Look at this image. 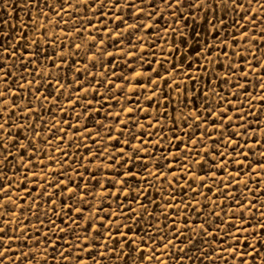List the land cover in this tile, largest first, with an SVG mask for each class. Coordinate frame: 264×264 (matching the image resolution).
Masks as SVG:
<instances>
[{"label": "snow or ice", "instance_id": "snow-or-ice-1", "mask_svg": "<svg viewBox=\"0 0 264 264\" xmlns=\"http://www.w3.org/2000/svg\"><path fill=\"white\" fill-rule=\"evenodd\" d=\"M7 2L9 0H4V3ZM92 3L93 0H25V6L29 9V23L33 19L48 17L49 12L59 18L56 21L57 25L61 22L65 24L73 23V27L61 29L65 37L71 31L77 34V38L83 39V34L87 32L89 38L95 41L97 37L89 31V27L97 28L98 26L93 19H89V15L95 17V20H99L101 24L105 25V35L109 41H114L116 47H119L124 41L128 42V56L133 55V36L139 37V41L135 45L138 49L144 39L139 35L141 31L146 30L148 35L152 33L153 24L149 23L146 27L142 21H155L158 25L159 20L164 18L162 8L171 18V23L166 24L164 27L166 31L171 29L173 49L170 51L175 54H179L176 41L179 40L180 44H186L187 36L182 30H178L177 22L183 21L185 25L195 22L197 13L203 16L205 23L211 24L212 28L215 29L218 24H223L221 12L226 15L225 9L232 13L234 11L236 30L241 33L242 37L246 38L245 44L249 42V38H247L248 28L242 31L239 26L240 21L244 20L245 17H249V26L256 25L257 28L260 27L257 24L260 16L257 15L258 12L254 13L252 8L249 15H241V13L249 12L245 5H252L253 0H246V2L243 0V3H239L238 0H95V6L88 7ZM256 4L260 5V9H264V3H260V0H256ZM33 5H35V10L38 13L37 18L31 16ZM16 6L19 7V5ZM81 9H83V12H81ZM197 9L199 11H196ZM133 10H135L136 19L128 25V34L124 35V31L120 27L121 24L127 23L124 13L127 11L128 15H132ZM64 13L71 17V21L65 20ZM158 13L160 14L159 19H157ZM185 13L188 15L186 16ZM213 16L215 17V23L211 19ZM253 16H256V19H253ZM111 17H115L113 20L116 26L115 37L110 34L112 30L106 26V21ZM237 17L239 18L236 19ZM75 20H81V23L75 24ZM84 21L87 24L82 28ZM117 21L119 23H116ZM3 23L8 24V21ZM9 28L14 30L15 26L9 24ZM178 31L179 35H177ZM32 32L34 38L31 40H29L28 31L21 28L19 39L10 40L7 46L0 42V65H3V67H0V83L5 85L0 87V210H2L0 211V264H5L7 260H10L12 264H15L16 261L28 264L29 261H33L29 258L31 256H35L37 264H42V262L48 264L49 249L52 250L51 257L53 260L57 256L60 257L62 262L74 258L76 264H100L103 259L123 261V264H129V261L134 259H138L139 264H145L146 260L152 262V264H165L162 259L165 255L174 260L176 264H181L185 260V256L178 254L196 247L197 240L200 246L193 252L194 255L188 256L187 260H191L195 256L197 259L205 261L206 264H216L218 259L223 261V264H229V260H238L239 264H257V261L264 264V251L257 246L258 244L264 246V203H261L257 196V192L261 191L259 188L260 181L255 179L259 175L258 170L264 169V140H261L259 136H252L243 140L237 136L238 133L241 136H248L249 131L253 133L259 131L258 128L250 127L251 121L248 120V117L253 115L252 109L255 108L257 103L260 104L261 109H264V95H261L259 101H257L256 93L254 94L249 89L247 83L242 84L240 79H237V82L232 86L236 90L229 93L227 98L218 93L216 88L212 86L211 77L208 78L206 85L197 88L196 78L190 73L179 72L175 64L166 70L169 73H175L171 80L162 75V71H165L163 63L159 65L158 69L153 68L148 72H136L134 77L135 87L140 91L132 92L135 104L127 106L129 98L125 97V106H121L120 111L116 113L115 122L117 125L122 124V127L115 129L119 131V136L111 144V151H109V144L105 143L90 158L80 156L79 161H70L73 166L79 163V168H67L65 164L69 163V157L72 154L63 149L68 136L67 130L62 125L67 124L68 130L72 129L73 125L68 122L64 115L61 116L59 125L52 123L49 126L48 121L41 119L44 101L49 100L51 97L57 103H60L63 98V90L66 87L63 83L65 77L54 73L52 69L59 68L63 71L67 61L62 53H58L59 63L56 62L54 56L46 57L51 62V68L47 76L40 74L36 68L29 72V65L33 61H39L41 57L43 48L40 39H46L48 35L47 28H41L39 23L35 24ZM36 32L40 33L39 38H35ZM254 33L256 32L253 31L250 39L255 41L253 46L257 47L259 51L257 34ZM261 33H264V31ZM218 36L219 31H217ZM193 38H195L194 34ZM5 39L3 32H0V41ZM232 39L238 46L239 41H236L235 36ZM259 39L264 40V35H259ZM226 40L227 38L220 41L223 46L220 48V52L217 53V60L220 54L229 57ZM111 46L105 45L103 38H101L100 46L92 44L89 46V51L93 53L95 59L103 60V55H97L94 49L98 48L99 53L112 56L113 54L107 51V48ZM72 47L80 49L81 45L73 44ZM206 47L209 46L206 45ZM30 48L32 51H29ZM19 50H23L22 54H18ZM212 50L215 51L214 48ZM120 51L123 52L124 49L120 48ZM75 55H79V53L77 52ZM141 55H147V53ZM237 55V52L231 53L232 57ZM249 55L254 56L255 54L249 51ZM25 56L28 59H25ZM210 56L211 52L205 54L206 58ZM6 57H11V59H6ZM239 58L240 60L246 59L243 55ZM209 62L214 64L216 61L209 60ZM75 63L76 61L73 60L71 65H67L69 70ZM108 63L111 65L112 59H109ZM149 63H154V61H149ZM249 63L252 62L249 61ZM254 64L258 66H253ZM38 66L40 68L46 67L43 63ZM95 66V61H93L92 67ZM84 67L87 69L88 64L85 63ZM101 67H103V64H101ZM252 67L259 69L260 65L256 62L252 63ZM189 68H191V64H189ZM13 70L19 71V75H16ZM76 71L79 72L80 70L76 69ZM204 71L208 72L209 70L205 68ZM133 72H135V69H133ZM226 72L227 75L224 76L223 83H227L230 77L237 76L238 72L245 81L249 76V72L233 59H230ZM185 74L188 76L187 80L182 78L177 80V77H182ZM101 75L105 77L104 80L97 81L93 76L89 84L98 83L101 87L111 85L112 87H106V90L110 93L113 92V87H119L121 93H123L128 85L132 83L129 80L128 84L119 85L115 80L109 78V74L102 72ZM53 76H55L54 82ZM76 79L79 80L80 77L77 76ZM119 79L124 80L125 78L122 76ZM200 79L203 80V77H200ZM219 79L217 77V80ZM257 80L264 81V73H258ZM189 83L191 88H189ZM45 84L49 88H54L59 95L52 92L41 93V88ZM181 84L184 85L183 88H181ZM173 85L175 86L173 87ZM33 86H35V95L33 94ZM13 87L26 90L25 99L27 103L23 108H21L18 100L14 101L13 99H11V110L4 107L10 94L12 98L21 95L20 91L11 93ZM168 88H172L174 92L179 93L181 99L172 97L171 93L166 91ZM255 88L257 92L264 93V86L261 83H256ZM241 90L248 97L247 102L252 105V108L245 109L244 102L239 101ZM73 91L76 93L78 101H72L71 93L69 94L68 99L72 109L75 110L78 102L82 100L85 104L84 113L89 112L92 100H95L96 96H93L91 100L81 96L82 91L86 94L89 92V89L83 84L73 88ZM91 91L99 95L97 88H93ZM189 91L193 93L192 104L196 105V100H199L203 108L201 109L199 105H196L194 110H189L190 115H185L184 109L188 108ZM209 91L213 97L219 96V99H211L208 95ZM141 95L148 97L146 108L140 105ZM161 99L165 100L166 103L160 104ZM233 99L239 102V108L233 109L231 107ZM33 100L39 101V104L34 105ZM108 103H111V97ZM169 103L179 104L181 107H173L171 113H169ZM225 103L229 105L228 108L224 107ZM153 106L156 108L154 120L148 116L143 118L139 116V111H147L148 108ZM161 107L164 108L163 113L160 112ZM17 111L20 113L19 117H17ZM49 111L52 112L53 116L55 115L53 109L50 108ZM178 112L180 113L179 117L177 116ZM229 112L233 114L243 113V115H235L237 121L236 131H231L233 116L229 115ZM121 114H126L128 119L121 122L119 119ZM108 115H112V113L109 112ZM169 115L171 116L170 127L168 126ZM162 119L165 121L164 124H161ZM133 120H135V123H133ZM14 121L16 131H13ZM30 121L34 122L28 123L27 128H25V122ZM256 121L259 123V117H256ZM181 122L185 128L183 136L179 134ZM37 123L41 125L39 129ZM189 125H192V131H188ZM137 127L141 129L140 132L135 131ZM145 127L147 131H143ZM165 128L172 133L171 137L163 135ZM241 129H243L242 133ZM125 130L130 133L127 138L124 137ZM197 130H200L199 135ZM84 131L87 132L88 129L85 127ZM112 131L114 129L110 128L106 133L109 142L113 140ZM25 132H30L31 135H24ZM43 132H49L50 134L45 138L41 136ZM61 133L63 135H60ZM226 133L228 134L227 140H225ZM76 135H83L79 127L76 128L73 140H75ZM153 137H158V139L153 140ZM37 138H39V143L44 146L51 144L55 139L56 146L51 149V152L53 156H56L57 150H60L58 158L53 160L49 157L47 151L41 153L37 148ZM253 138H255L254 142ZM86 139L91 140L92 145H86L83 139L78 143L81 146H86L88 152L91 153L92 147L97 144L98 140L91 134ZM24 140H27L26 144L23 142ZM137 140L140 143L134 144V141ZM208 141H211V144ZM165 142L169 144L167 149L161 147ZM149 144L153 145L151 150L148 148ZM181 145H183V150H181ZM69 147H71V144H69ZM245 147L249 148L248 152L243 150ZM173 148L176 149L175 152L172 151ZM30 149L31 155H28ZM126 149L130 153L128 157L124 156ZM141 149L144 150L147 158L141 157ZM257 149H259L260 158L250 159L249 153L255 155ZM105 152H108V155L104 156L101 162H107V168L114 171L105 174L103 170L98 168L99 174L105 180L104 184H100L97 179V172H90L85 167L84 160L88 159L89 164L94 163L96 160H100ZM156 153H160V156H157ZM239 157H243V159ZM148 159L156 161L163 159L167 163H157L156 170L153 172L148 165ZM173 161L176 162L179 169L186 171H179L173 165ZM57 163L60 165L59 169L54 168ZM230 165H233V167L230 168ZM205 166H207L206 175H200L199 173L205 170ZM137 168H140L139 173L136 172ZM120 169L124 171H120ZM163 169H167V171L165 172ZM50 170L51 175L49 174ZM9 171L13 172L14 175L10 176ZM40 172H43V177L39 175ZM70 172L75 173L76 179L69 175ZM21 173H23L21 179H14V176H19ZM144 173H147V175H144ZM243 174H247L250 180L242 181L240 177ZM86 175L87 180H85ZM137 176H140L143 184L137 180ZM169 176L173 179L169 180ZM150 177H154V179H150ZM181 179L184 181L183 186L180 184ZM253 180L255 181V191L248 187L250 181ZM92 181H96L95 188H103L104 190L97 193L92 186ZM157 181L160 182L161 189L165 183L168 185V190H164L159 203L153 198L149 187H155ZM197 181H199L198 185ZM30 183L34 187L29 188ZM117 184L120 186L117 187ZM240 184H243V189L252 193L251 199L246 196L244 190L236 187ZM174 186L180 187L183 192L180 203L184 207L179 211L174 210V208H179V204L174 205L176 199ZM213 186L217 189L215 193H213ZM37 188L41 190L37 191ZM49 188H52L53 191L49 192ZM161 189L157 190L158 196ZM203 189H207V191L205 192ZM169 190L172 191L171 196H169ZM20 192L26 193V195H17ZM97 195L101 200L99 205L89 201V197L94 201ZM121 195H123V199H121ZM14 196H16L15 200L13 199ZM200 196L204 197L203 202L198 199ZM110 199L115 202L116 207L114 209L111 204L105 206V202ZM29 200H31L32 205L37 206L35 210L31 207H23ZM57 202L60 204L59 211L55 207ZM44 203L49 205L50 212L43 209ZM14 204L20 206L21 211L19 214L12 206ZM161 204L169 209L167 212L163 210L160 212V215L164 218L163 225L154 216L156 209L160 208ZM133 205H138V207H133ZM196 205H199V208ZM93 208L96 209L94 215L91 212ZM229 210L231 214H229ZM25 211L30 216L35 217V222L23 218ZM85 212L89 213L88 217H85ZM181 213H183V216ZM247 213H251V215L249 216ZM190 214L196 215V219L191 224L189 223ZM8 215H17L15 227L12 226L13 221L6 218ZM42 215L45 219L41 218ZM148 217H152V219L148 220ZM57 219L60 220V223H57ZM141 221H146L147 227L136 229V225H139ZM29 224H31V228H29ZM45 228L47 231H44ZM153 229L155 230L153 231ZM68 236H72L73 239L66 240ZM181 239L186 241L182 244L185 247H179L177 244V241ZM101 243L103 251L99 250ZM24 244L28 245L27 251H17L24 249ZM37 244L38 247L34 246ZM41 244L44 245L43 256L38 259L34 250L38 249ZM12 245H16V247H12ZM170 245L171 247H169ZM57 249H60V251H57ZM10 252H18L19 254L13 258L8 255ZM206 253L208 255H205ZM225 253L228 255H225ZM249 257L250 260L246 259Z\"/></svg>", "mask_w": 264, "mask_h": 264}, {"label": "rangeland", "instance_id": "rangeland-1", "mask_svg": "<svg viewBox=\"0 0 264 264\" xmlns=\"http://www.w3.org/2000/svg\"><path fill=\"white\" fill-rule=\"evenodd\" d=\"M239 3H243V0H238ZM246 2V0H245ZM260 3H264V0H260ZM16 5H19L17 7ZM95 6V0H93V3L89 5L88 7H94ZM246 8L249 9V12L241 13V15H249L250 14V9L252 8L254 13H257V15L260 16V19L257 20V24L260 25L259 28L256 27V25H251L249 26V17H245L244 20L240 21V27L242 31L247 30L248 28V36L249 42L245 44V37L241 36V33L236 30L237 25L234 23V16L235 12L233 13L231 11H228V9H225V13L221 12V18L223 20V24H218L215 29L212 28L211 24L205 23L203 20V16L199 13H197V17L195 22L188 23L185 25L183 21H178L177 22V27L178 30H182L184 33L187 34L186 36V44H180L179 40L176 41L177 46L179 47V54H175L174 52L170 51L173 49V44H172V37H171V29H168L167 31L165 30V25L168 23H171V18L168 16L167 12H164L163 8L161 11L164 14V18L162 20H159V24L157 25L155 21H148L144 20L142 23H144L147 27L149 23L153 24V29L152 33L150 35L147 34L146 30L141 31L139 34L142 36L143 42L140 44V47L137 49L135 45L139 41L138 36H133L132 37V45H133V55L128 56L127 52L129 51V48L127 47L128 42L124 41L123 43L120 44L119 47H116L114 45V41H109L107 39V36L105 35L104 29L105 25L101 24L99 20H95V17L89 15V19H93L95 24L98 26L97 28H92L89 27V31L97 37L95 41H93L91 38H89V35L87 32L83 34V39L77 38V34L74 32H69L67 37H65L64 32L61 31V29L64 28H71L73 27V23L65 24L63 22L59 23L58 25L56 24V21L59 19L56 16H53L50 12L48 13V17L46 18H39V19H33L31 23H29V9L25 6V0H9V2L4 3V0H0V32H3V35L5 36L3 42L6 46L10 40H17L20 38V29L25 28V30L28 31L29 34V40L34 38L32 29L34 28L36 23H39L41 25V28H47L48 35L46 39H40V43L42 45V54L39 59V61H33L32 64L29 65V72L32 71L33 68H36L37 71L44 75L47 76L49 74V69L51 68V62L46 59V57H55V60L57 63H59V55L58 53H62V55L66 58L67 65H71V62L73 60L76 61L75 65L71 67V70H69V67L66 65L61 71L59 68L52 69V71L60 76H64L65 79L63 83L66 85L65 89L63 90V98L60 100V103H57L56 100L52 99L51 97L49 100L44 101V109H43V115L41 117L42 120L48 121L49 126L52 123L60 124L61 116L64 115L67 119L68 122L73 125V128L68 130L67 124L62 125L63 128L67 130V136L68 138L65 140L63 149L67 151L68 153L72 154L69 157V163L65 164V167L70 168V167H76L79 168L80 165L79 163L75 164L74 166L71 165L70 161L71 160H77L79 161L80 156H85V157H91L94 155L97 151L98 148L103 147L105 143L109 144V151H111V144L114 143L115 138L119 136V131H116L115 129H118L119 127H122L121 125H117L115 122L116 118V113L120 111L121 106H125V97L129 98V103L127 106H132L135 104V98L132 96L133 91L139 92L140 89L135 87V73L136 72H148L151 71L153 68H159V65L161 63L164 64V69L165 71H162V75L168 77V79H172V77L175 75V73H169L168 69L171 68L173 64L176 65V68L179 72L181 73H190L193 77L196 78V87L201 88L202 85L207 84V80L209 77L212 79V86L216 88L217 92L222 94L224 97H228L229 93L234 92L236 89H234L232 86L237 82V79H240V82L242 84L247 83V86L249 89L256 93V100L259 101L261 95H264V93L257 92L255 88L256 83H261L262 86H264V81H258L257 80V75L258 73H264V40L259 39V35H264V33H261L264 31V9H260V5L256 4V0H253L252 5H245ZM47 11V9H45ZM107 11V9H106ZM196 11H199L197 9ZM242 11V10H241ZM81 12H83V9H81ZM91 12V10H89ZM159 13L157 14V19H159ZM187 16L188 14L185 13ZM31 16L33 18H37L38 13L35 10V5H33V10L31 11ZM124 17L127 21V23L121 24V30L124 31V35L128 34V25L132 24L135 19V10H133L132 15H128L127 11L124 13ZM64 18L66 21H71V17L67 13H64ZM237 17L236 19H238ZM115 17H111L106 21V26L111 29V35L113 37L116 36V31H115V24L113 23V20ZM213 22L215 23V17H211ZM253 19H256V16H253ZM4 21H8V24H4ZM75 24H80L81 20H75ZM116 23H119L117 21ZM9 24L14 25L15 29L12 30L9 28ZM87 22L84 21L83 26H86ZM246 27V28H245ZM245 28V29H243ZM217 31H219V36L217 37ZM253 31H255L257 34V40L259 42V48L260 50H257V47L253 46L255 41H252L250 38L252 37ZM159 32V34H158ZM193 34L195 38H193ZM179 35V31L177 33ZM40 33L36 32L35 33V38H39ZM235 36L236 41H239L238 46L236 45L235 41L232 39V37ZM59 38V39H57ZM103 38L105 45H112L111 47L107 48V51L112 53V56L109 55H104L99 53L98 48L94 49V51L97 52V55H103V60L100 59H95L93 56V53L89 51V46L92 44H96L98 47L100 46V39ZM167 38V39H166ZM227 38L226 43L228 45V52H229V57L223 56V54H220L219 59L217 60V53L220 52V48L223 46L221 45L220 41L224 40ZM73 44H80L81 47L80 49H75L72 47ZM209 46V47H206ZM19 47V46H18ZM120 48H123L124 51L121 52ZM215 49L213 51L212 49ZM29 51H32L30 48ZM249 51L253 55H249ZM23 50H19L18 54H22ZM79 53V55H75V53ZM211 52V56L209 58L205 57V54ZM232 52H237L238 55L235 57L231 56ZM142 53H147V55H141ZM243 55L246 57L245 60H240V56ZM6 59H11V57H6ZM25 59H28L27 56H25ZM112 59V64L109 65L108 60ZM230 59L236 60V62L241 65L245 70L249 72V76L247 78V81H245L241 74L238 72L237 76L230 77L227 83H223L224 76L227 75L226 69L227 66L230 62ZM209 60H215L216 62L210 63ZM95 61V67H92V63ZM149 61H154V63H149ZM183 61V63H181ZM251 61L252 63L258 62L260 65L259 69H254L252 67V63H249ZM5 63H9L8 61H4ZM17 63H19L17 61ZM45 64L46 67L40 68L38 65L39 64ZM85 63L88 64V68L86 69L84 67ZM101 64H103V67H101ZM189 64H191V68H189ZM143 65V67H141ZM253 66H258V65H253ZM0 67H3V65H0ZM235 67V65H233ZM207 68L209 71L205 72L204 69ZM76 69H79L80 71L77 72ZM133 69H135V72H133ZM16 75H19V71L13 70ZM107 73L109 74V78L112 80H115L117 84L123 85V84H128V81L131 80L132 83L128 85V87L124 90L123 93H121V90L119 87H113V92L110 93L106 90V87H112L111 85H108L106 87H101L100 84L98 83H92L89 84V81L92 80V77L94 76L97 81L104 80L105 77L101 75V73ZM114 73V75H112ZM79 76L80 79L77 80L76 77ZM124 77V80H120L119 77ZM200 77H203V80L200 79ZM217 77L220 79L217 80ZM31 77L29 76V79ZM142 78V77H141ZM184 79L187 80L188 76L185 74L182 77H177V80L179 79ZM55 80V76H53V82ZM11 83V81H9ZM83 84L85 87L89 89V92L86 94L83 91L80 93L81 96H85L86 99L91 100L93 96H96L95 100H92L91 104V109L89 112L84 113L83 109L85 107L84 101L80 100L78 102V105L75 107V110L72 109L70 103H69V94L71 93V100L72 101H78V97L76 93L73 91V88H76L78 85ZM2 83H0V87H4ZM175 85H173L174 87ZM184 85L181 84V88H183ZM35 86H33V94L35 95L34 92ZM97 88L99 90V95L97 93L92 92L91 89ZM189 88H191V84L189 83ZM206 91H208L207 88H205ZM17 91L21 92L20 96L13 97L11 94L8 96L4 107H7L11 110L12 105H11V99L14 101L18 100L21 108L24 107V105L27 103V100L25 99L26 96V90H20L15 87L11 89V93H15ZM167 92L171 93L172 97L181 99L180 94L177 92H174L172 88L166 89ZM47 92H52L55 95H59L58 93L55 92L54 88H49L47 84H45L44 87L41 88V93H47ZM115 93V95H113ZM150 95V93H149ZM208 95L211 99L218 100L219 96H212V93L209 91ZM111 97V103L109 104V98ZM189 97V103H188V108L184 109V114L185 115H190L191 112L189 110H194L196 105H199L201 109L203 108V105L200 103L199 100H196V105L192 104V99H193V93L189 91L188 93ZM155 99V98H153ZM99 101V102H97ZM239 101L244 102V108L245 109H250L252 108V105L249 104L248 97H246L242 90L239 95ZM160 104L166 103L165 100L161 99L159 101ZM34 105H38L39 101L33 100ZM148 104V97L141 95L140 96V105L141 107L146 108ZM173 107H181L179 104H172L169 103L168 109L169 113H171V109ZM225 108H228L229 105L227 103L224 104ZM231 107L233 109H237L240 107V104L237 100L233 99V102L231 104ZM53 109L55 111V115H52V112L49 111V109ZM139 111V110H138ZM111 112L112 115H108V113ZM160 112H164V108H160ZM253 115L248 117V120L251 121L250 127H255L258 128L259 131L253 133L249 131L248 136H241L239 133L237 134L239 139H248L249 137L252 136H259L261 140H264V109H261V106L259 103L256 104L255 108L252 109ZM229 115L233 116V127L231 131H236V124L237 121L235 120V115H243V113H235L233 114L232 112L228 113ZM7 115V113H5ZM20 113L17 111V117H19ZM156 115V108L153 106L152 108H148L147 111H139V116L140 117H145L148 116L151 119H155ZM180 113H177V116L179 117ZM135 116V114H134ZM256 117H259V123L256 121ZM119 119L121 122H124L128 119L126 114H121ZM170 119L171 116L169 115V123L168 126L170 127ZM34 121L30 122H25V128H27L28 123H32ZM133 123H135V120H133ZM165 121L162 119L161 124H164ZM103 125V127H102ZM41 125L37 123V128L39 129ZM79 127L80 132L83 134L81 135H76L75 140H73V135L76 131V128ZM87 128L88 131L85 132L84 128ZM203 125L201 126L202 129ZM114 129V131L111 132V136L113 137V140L111 142L108 141L106 133L108 132L109 129ZM15 127V121L13 122V131H16ZM136 132H140L141 129L137 127L135 129ZM143 131H147V128L145 127ZM155 131V129H153ZM188 131H192V125L188 126ZM199 131L197 130V134L199 135ZM241 133L243 132V129L240 130ZM185 133V128L183 126V123H180L179 126V134L183 136ZM50 133L49 132H43L41 133V136L47 137ZM91 134L93 137H96L98 142L95 146L92 147V152H88V148L86 146H81L78 141L84 140V143L86 145H92L91 140H87L86 137ZM24 135L30 136V132H25ZM60 135H63L61 133ZM130 135V133L125 130L124 132V137L127 138ZM163 135L166 137H171L172 133L167 131V128L163 131ZM227 133L225 134V140H227ZM23 139V137H21ZM158 139V137H153V140ZM255 138H253L254 142ZM25 144L27 143V140L23 141ZM9 143H11L9 141ZM139 140L134 141V144H139ZM209 144H211V141H208ZM230 143V141H229ZM251 143V141H250ZM69 144H71V147H69ZM56 146V140L54 139L53 142L47 146L42 145L39 143V138H37V148L41 153L47 151L48 155L50 158L55 160L59 156V151L57 150L56 156H53V153L51 152V149L55 148ZM162 148L167 149L169 147V144L167 142L163 143L161 145ZM148 148L151 150L153 148L152 144L148 145ZM181 150H183V145H181ZM245 152L249 151L248 147H245L243 149ZM257 149L255 155H252L249 153V157L252 160H256L260 158V153ZM141 157L142 158H147L146 154L144 153V150L141 149ZM173 152L176 151L175 148L172 149ZM28 155H31V149L29 150ZM108 152H105L103 156L101 157L100 160H96L94 163L89 164L88 159L84 160L85 167L90 171V172H97V179L100 181V184H104L105 180L102 178V176L99 174L98 168L103 170L105 174H107L110 171H114L111 169H108L106 164L107 162L102 163L101 161L103 160L104 156H107ZM130 155L129 151L126 149L124 152V156L128 157ZM157 156H160V153H156ZM238 155V154H237ZM240 159H243V157H239ZM39 159V157H37ZM213 159H215L213 157ZM157 163L160 164H166L167 161L160 159L159 161L148 159V165L154 172L156 170L155 166ZM173 165L176 166L179 169V166L176 165V162L173 161ZM233 167V165H230V168ZM255 167V165H253ZM55 169H59L60 165L59 163L54 165ZM198 169V166H197ZM26 171V169H25ZM83 171V169H81ZM120 171H124L123 169H120ZM163 171H167V169H163ZM179 171L183 172L186 170L179 169ZM218 171V170H217ZM246 171V169H245ZM136 172H140V168L136 169ZM259 175L255 177L256 180H259V188L260 192H257V196L259 197V200L261 203H264V169H259L258 170ZM207 173V166H205V170L200 172V175H206ZM10 176L14 175L13 172L9 171L8 173ZM51 175V170L50 173ZM23 173L19 176H14V179L19 180L22 178ZM39 175L43 177V172H40ZM69 175L73 178L76 179L75 173L70 172ZM144 175H147V173H144ZM227 179V176L225 177ZM88 177L87 175L85 176V180H87ZM150 179H154V177H150ZM169 180H172L173 177L169 176ZM240 179L242 181H248L250 180V177L247 174H243ZM137 180L143 184V181L141 180L140 176H137ZM180 184L183 186L184 181L183 179L180 180ZM199 184V181H197V185ZM96 181H92V186L95 188ZM29 188L34 187L33 184L28 185ZM120 185L117 184V187ZM150 187V190L152 192L153 198L157 200V202H160V197L163 196L164 190H168V185L165 183L163 185V188L161 189V184L159 181L156 182L155 187ZM237 188H240L241 190L245 191L246 196L251 199L252 193L248 192L247 190L243 189V184L236 185ZM249 188H252L253 191H255V181L253 180L252 182L250 181ZM161 189L159 196L157 195V190ZM41 189L37 188V191H40ZM104 189L103 188H95V191L97 193L102 192ZM52 188H49V192H52ZM174 191L176 193V199L174 201L175 204H179V208H174V210L179 211L184 207L182 203H180L181 196L183 195L182 189L180 187H175L174 186ZM203 191H207V189H203ZM217 191L216 187L213 186V193ZM19 196H25L26 193L20 192L17 193ZM172 195V191L169 190V196ZM189 195H190V190H189ZM239 195V193H237ZM188 198V197H185ZM13 199H16V196L13 197ZM121 199H123V195H121ZM200 201H204V197L200 196L198 197ZM89 201L91 203H94L96 205H99L101 203L99 195H97L96 199L92 201L91 197H89ZM255 202V201H254ZM23 203V201H21ZM195 203V201H193ZM227 203V202H226ZM108 204H111V207L114 209L116 207L115 202L113 200H108L105 202V206ZM15 209L17 214L20 213L21 208L18 204L12 205ZM197 208H199V205H196ZM24 208H29L31 207L33 210L37 207L36 205L31 204V200L28 201L27 204L23 205ZM57 210H60V204L57 202L55 205ZM133 207H138V205H133ZM43 209L47 211H51L49 208V205L44 203L43 204ZM11 210V209H9ZM151 211V208L149 209ZM169 211V209L165 208L163 204H161L160 208H157L154 216L155 218L163 225L164 223V218L163 216L160 215L161 211ZM2 211V210H0ZM255 211V210H253ZM92 214L94 215L96 213V209L93 208L91 210ZM229 214H231L229 210ZM7 215V214H6ZM85 217L89 216L88 212L84 213ZM183 216V213H181ZM247 215H251V213H247ZM9 220L13 221V227H15V221L17 220V215H8ZM23 218L25 220H30L32 222H35V217L30 216L27 211L23 213ZM42 219H45L43 215L41 216ZM152 217H148V220H151ZM196 219L195 214H190V219L189 223L191 224L192 221ZM27 223V222H26ZM57 223H60V220L57 219ZM239 223V221H237ZM23 227V225H21ZM147 227V222L146 221H141L139 225H136V229L139 228H146ZM29 228H31V224H29ZM135 230V229H134ZM155 229H153L154 231ZM44 231H47L45 228ZM12 234V233H8ZM107 238V237H105ZM73 239L72 236L66 237V240H71ZM185 240L181 239L177 241V244L179 247H185V245H182ZM255 243V241H253ZM34 246H39L34 245ZM46 246V245H45ZM190 246V245H189ZM200 246L199 241H196V247L190 248L187 250L185 253H180L178 255H184L185 260L181 262V264H206L205 261L202 259H197V257L193 256L191 260H187L188 256L194 255L193 252L197 250V248ZM258 247H261V250L264 251V246L257 245ZM12 247H16V245H12ZM24 249H19L17 251H27V244L23 245ZM171 247V245L169 246ZM247 247V246H245ZM43 248L44 245L41 244L40 247L36 250L35 255H37L38 259H41L43 256ZM100 251H103V246L101 243V246L99 248ZM51 249H49V260L48 264H76L75 259H71L67 262H62L60 260V257L57 256L55 260L52 259L51 257ZM57 251H60V249H57ZM211 252V250H210ZM18 252H10L8 255L12 256L13 258L18 255ZM55 255V253H53ZM136 255V254H134ZM143 255V254H142ZM205 255H208L207 253ZM225 255H228L225 253ZM30 259H33V261H29L28 264H37V261H35V256L29 257ZM162 259L165 261V264H176L174 260L169 258L168 256H163ZM231 259V258H230ZM250 260L249 258H246ZM5 264H12L10 260L5 261ZM15 264H23L22 261H16ZM43 264V262H42ZM100 264H123V261H117V260H112V259H103L100 261ZM129 264H139L138 259L130 260ZM145 264H152V262L145 261ZM216 264H223V261L217 260ZM229 264H239L238 260L232 261L229 260ZM257 264H260V261H257Z\"/></svg>", "mask_w": 264, "mask_h": 264}]
</instances>
